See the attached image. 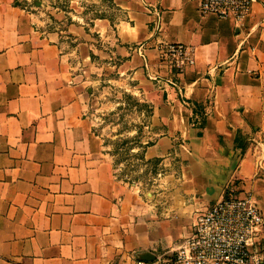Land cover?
<instances>
[{"label":"crops","instance_id":"0c3cea01","mask_svg":"<svg viewBox=\"0 0 264 264\" xmlns=\"http://www.w3.org/2000/svg\"><path fill=\"white\" fill-rule=\"evenodd\" d=\"M115 3L114 21L88 22L0 0V264H176L222 196L250 193L264 216V0L239 25L199 0ZM159 39L192 46L195 63L179 72L135 51ZM110 68L151 107L145 192L114 172L88 112L84 88ZM261 238L264 250V224Z\"/></svg>","mask_w":264,"mask_h":264},{"label":"built area","instance_id":"2783aa9c","mask_svg":"<svg viewBox=\"0 0 264 264\" xmlns=\"http://www.w3.org/2000/svg\"><path fill=\"white\" fill-rule=\"evenodd\" d=\"M255 0H199L202 14L231 17L239 25ZM156 12V9H148ZM157 25V24H156ZM153 47L156 58L169 70L183 72L195 63L192 46L181 41L156 40L140 42L135 51L146 60V51ZM148 68L147 63L145 64ZM148 77L160 80L157 70ZM174 85V80L168 79ZM264 216L252 194H226L205 210L199 211L190 232L172 250L169 258L176 264H264L261 231Z\"/></svg>","mask_w":264,"mask_h":264},{"label":"rangeland","instance_id":"374dc122","mask_svg":"<svg viewBox=\"0 0 264 264\" xmlns=\"http://www.w3.org/2000/svg\"><path fill=\"white\" fill-rule=\"evenodd\" d=\"M25 1V0H23ZM33 6L46 9L47 14L61 10L76 20L90 22L98 15L112 21L120 10L115 0H27ZM51 10V11H49ZM115 63V61H112ZM115 69H107V78L87 83L88 112L93 129L102 139L114 172L130 181L138 182L145 192L156 176L158 164L146 160L144 147L152 139L149 127L151 107L138 93L115 81ZM103 76V75H102ZM149 189V188H148Z\"/></svg>","mask_w":264,"mask_h":264},{"label":"water","instance_id":"95a60500","mask_svg":"<svg viewBox=\"0 0 264 264\" xmlns=\"http://www.w3.org/2000/svg\"><path fill=\"white\" fill-rule=\"evenodd\" d=\"M140 258L142 260H154L155 259V254H153L150 251H144L141 253Z\"/></svg>","mask_w":264,"mask_h":264},{"label":"trees","instance_id":"16d2710c","mask_svg":"<svg viewBox=\"0 0 264 264\" xmlns=\"http://www.w3.org/2000/svg\"><path fill=\"white\" fill-rule=\"evenodd\" d=\"M155 160H156V159H155ZM155 160H154V161H155Z\"/></svg>","mask_w":264,"mask_h":264}]
</instances>
